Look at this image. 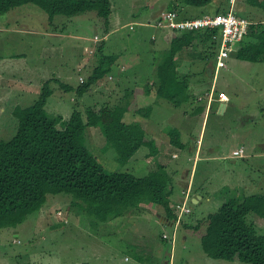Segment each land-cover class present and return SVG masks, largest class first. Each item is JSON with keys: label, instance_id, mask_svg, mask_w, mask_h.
Wrapping results in <instances>:
<instances>
[{"label": "rangeland", "instance_id": "rangeland-1", "mask_svg": "<svg viewBox=\"0 0 264 264\" xmlns=\"http://www.w3.org/2000/svg\"><path fill=\"white\" fill-rule=\"evenodd\" d=\"M145 1L148 0H110L108 27L95 12L72 17L58 15L51 20L33 4H24L0 14V141H7L15 134L16 123L10 111L17 106L32 105L44 83L50 79L49 87L53 94L45 106L50 118L70 115L75 110L84 111L86 107H102L104 102L112 105L109 91L117 83L118 69L112 70L111 75H104L81 97L75 94L80 77L85 82L98 65L102 48L106 56H119V51L125 46L129 51L131 48L139 51V55L130 51L132 57L127 60L132 68L127 72L133 76V69L138 70L137 83L147 89L151 76H142L141 70L151 71L156 56L163 54L158 50H165L168 45L162 40V31L154 24L150 25L152 22L129 25L150 15L144 10ZM226 2L211 0L205 6L193 7L195 12L192 16L212 13L214 4L222 10ZM159 3L163 6L164 2ZM169 3L170 0H165L166 7ZM129 28L136 29L138 36L129 33ZM152 33H160L161 36L154 44L150 38ZM139 36L141 39L138 40ZM238 46L239 43L234 44V52ZM155 49L156 55L153 53ZM234 52L227 67L212 76L204 70L207 66L212 68L213 50L200 45L181 51L176 58L177 71L189 86L201 89L196 90L195 100L175 107L166 99L156 98V103L145 106L143 113L147 115V108H150L148 118L151 122L162 119L164 131L175 128L186 134L187 139L190 136L196 138L197 146L200 144L203 156L196 161L192 191L200 186L198 191H203V200L193 210V216L202 219L217 211L228 199L237 197L251 209L246 217L248 223L253 225L258 235L264 236V63L240 61L234 57ZM84 57L86 61H83ZM207 57L210 61L206 60ZM109 75L112 80H109ZM213 82L214 96L217 98L222 91L228 98L223 114L219 112L222 113L224 106H219L217 100L209 102L208 99L211 91L207 88ZM134 84L137 86L136 79ZM64 85L69 87L65 89ZM128 85H133L130 79ZM26 87L31 90H26ZM131 90L134 91L133 88ZM210 105L212 107L208 108ZM137 117L141 119L142 116ZM82 143L106 172H126L143 177L156 166L155 160H149V165L140 163L134 167L129 162L122 166L116 151L107 145L99 128H88ZM166 143L170 144L168 140ZM191 144L189 141L186 152L181 154L170 148V154L164 160L168 165L167 171L173 176V193L170 196L173 203L185 188L181 181L182 168L177 167L181 165L182 158L191 170L193 160L187 159L189 155L192 157ZM239 148L243 152L245 150L242 157L233 156V151ZM141 155L139 151L135 156L144 160ZM71 201V195H47L42 209L29 216L17 230L1 228L0 264H135L133 252L136 254L139 246L152 253L158 244L163 246L165 243V249L159 253V264H246L209 259L201 249L199 237L183 227H178L173 237L174 227L160 222L163 215L160 208L147 207L101 223L92 221L84 213L74 214ZM59 212L61 216L57 215ZM69 213L70 216L76 215V221L72 222L68 217L70 223L64 224L62 217ZM182 218L190 225L196 222L189 214ZM56 222L58 228L53 227ZM185 235L187 240H183ZM123 244L126 247L121 248Z\"/></svg>", "mask_w": 264, "mask_h": 264}, {"label": "trees", "instance_id": "trees-1", "mask_svg": "<svg viewBox=\"0 0 264 264\" xmlns=\"http://www.w3.org/2000/svg\"><path fill=\"white\" fill-rule=\"evenodd\" d=\"M210 1L174 0L168 11L176 12L183 20L197 18L188 14V9L205 6ZM237 1L241 0L235 1L233 13L249 19L251 25L234 57L249 63H264V24L252 23L256 14L239 11ZM228 3L224 9L213 14L228 13ZM242 3L246 5L244 1ZM250 3L263 6L264 11L262 2L250 0ZM24 4L39 7L51 20L58 15L72 17L95 12L105 27L109 25L110 0H0V14ZM248 15H252V19ZM216 31L184 32L172 38L163 54L156 56L153 69L156 98L166 99L175 107L195 100L196 90L190 88L177 71L176 56L184 49L200 45L207 46L215 55L217 47L213 36ZM100 56L92 74L75 90L77 97H81L104 75L111 74L113 56ZM206 60L210 61L208 57ZM51 81L44 83L38 99L32 105L14 108L15 134L7 141H0V229L17 230L29 216L42 209L47 195L58 194L71 195L70 204L74 214L79 216L84 213L94 222L107 223L147 207L160 208L166 220L164 224L177 221L179 211L170 197L173 193V176L164 166L157 164L155 170L143 177L126 172H106L82 143L88 128H99L107 145L116 151L117 160L122 166L141 147L149 145L154 150V143L145 140V130L140 124L122 121L127 106L104 103L102 107H86L84 111L75 110L66 117L58 115L50 118L45 106L53 94L49 87ZM64 86L65 89L69 87ZM208 87L210 89L211 86ZM144 111L142 109L137 113L144 115ZM147 111L148 116L150 108ZM165 135L173 147L183 150L177 129L169 128ZM250 211L245 202L234 197L214 213L196 220L193 225L181 219L180 227L199 234L201 249L209 259L264 264V236L258 235L246 220ZM68 217L72 222L76 221V215L70 216L69 213L62 217L64 224L70 223ZM53 227L58 228V223ZM133 256L137 262L143 254L133 252ZM126 260L130 261L128 257Z\"/></svg>", "mask_w": 264, "mask_h": 264}, {"label": "crops", "instance_id": "crops-1", "mask_svg": "<svg viewBox=\"0 0 264 264\" xmlns=\"http://www.w3.org/2000/svg\"><path fill=\"white\" fill-rule=\"evenodd\" d=\"M148 1H149V3H148ZM148 1L147 2L145 1L146 4L144 6V10L146 9L145 11H148L150 15L148 17L140 19L136 23L131 22L129 25L139 24L140 22H147V23L148 22H152V23H150V25L151 24L155 25L156 19L161 15L162 12H168V8H169V6H170V4L172 2V0H170L169 6L166 7L165 0H148ZM243 1H244V3H246V5H243V3H242ZM257 1L258 2H262V4H264V0H257ZM154 2H156V3L153 4ZM159 2H164L162 4L163 6H161V4ZM227 3H228V1H227ZM151 4H153V7H152ZM238 4H239V11L247 12V9H248L247 14L248 13L249 14L250 13L251 14L252 13L256 14L257 17H255V19H256L257 22L253 21L252 23H263L264 24V11H263V8H262L263 6L262 7H261V5L260 6L259 5L258 6H253V4L250 3V0L237 1V6H238ZM164 5H165V7H164ZM228 5H229V3H228ZM192 8L193 7L189 8L188 11H187L188 14H190L191 16L195 12ZM212 8H213V10L211 11L212 13L203 14L200 17L206 16V15H214L213 13L215 11L221 10V8L217 4L216 5L214 4V6H212ZM171 12H174V11H171ZM200 17H197V18H200ZM248 17L250 19H252V15H248ZM177 18L180 21L197 19V18H191V19H185V20L179 19L178 14H177ZM118 23H120V21ZM129 25H128V27H129ZM135 30L136 29H134V30L128 29V32L132 33L134 36H138L135 33ZM159 31H162V32H160L162 34V36H163L162 40L165 41V43L168 45L167 47H169V44H170L172 38L174 36H176V34H180V33H184V32H195V31H180V32H177V31H171V30L168 31V29H160ZM198 31H202V30H198ZM216 32H217L216 34H218L219 31H216ZM160 33L159 34H155V33L151 34V37H150L151 38V43L154 44L158 40H160V38H161ZM139 39H141L140 36L138 37V40ZM126 47L127 46H125L124 48H121V50L119 51V54H120L119 56L118 55L117 56L112 55L113 56V61H114L112 70H114V69H118L119 70V72H118L119 73V78L117 80V83L114 86H112L110 91H109L111 96H112V101H113L112 105H114V106L120 105L121 107L127 106L122 121L124 123H126V124L137 122L138 124H140V126L143 128V130H145V140L146 141H152L154 143V145L157 144V146L156 145L154 146V150H151L152 146L146 145V146L141 147L136 152V154H137L139 151H141L142 152L141 158L144 159V160L139 159L138 156H135L136 155L135 154L129 160V162L133 163L134 167H136V166H139L140 163H144L145 165H149V160H151L153 162L155 160V165L159 164V165L164 166L167 169L168 165H167L166 162H164V160L167 159L166 156H169L170 148L171 149L174 148L177 151H180L179 154H181V153L186 152V149L188 147L189 141H191L192 144L190 146V154H192V157H190V155H189L187 159L193 160V163H192L190 171L188 170V166H186L185 160L183 158H182L181 163H180L181 165H177V167L179 166L178 168H182L180 174H183V179H181V181L183 182V187L185 185V188L182 187L184 192L181 193V195L179 196V198L177 199L176 202L174 201V204L177 205V204L185 202V201H188V202L192 203L193 208H192V212L190 213V215L195 220H198V219H196L195 216H193V210L203 200V196H202L203 191H198L200 186H197L196 188H194V191H192V189H193L194 179H195L196 172H197V163H196V161H199L201 159V155L203 156L202 149H200V147H199L200 144L197 146V144L195 143L196 140H197L196 138L193 139L190 136L189 139H187L186 134L183 135V133H181L182 131L178 130L179 133H180V140H181V143L183 145V151H182V149L175 148V147L171 146L170 144L167 145L166 142H167L168 139L166 138L165 131H164L163 127H162L164 125L163 124V120L157 118L155 121L151 122L150 119L148 118L149 116L145 115V113H144V115H140V114L137 113L138 111L144 109L145 106H147V105L149 106V104L156 103V95H155V91L156 90L154 88L155 85L153 84V78H154L153 77V69H154V66H153L152 70L148 71V72L146 71V69L141 70L142 76L145 75V74H150V76H151V78H149V80H148V88L144 89L143 87L139 86L138 83H137V81L139 80V79L137 80L138 74H139L138 70L134 71V69H133V76H132V73L127 72L128 68H130V67L132 68V66H131L132 64L130 63L129 59L127 60L128 57H132V55H129L130 51L133 50V52H137V55H139L140 53L137 50L134 51V48H131V50L129 51L128 49H126ZM216 47H217V50H216V53H215V57H216V54H217V51H218V47H219L218 39L216 40ZM122 49H124L123 53H122ZM161 49H163V48H161ZM165 50H158V51L159 52H163ZM146 51H148V50H146ZM153 53H155V55H156L157 54V50L155 49L153 51ZM232 53H231V55L229 57V60L232 59ZM102 54H103V48H102ZM149 57H152V56H149ZM176 58H178V56H176ZM87 59H88V57H87ZM213 60L215 61V58ZM229 60H228V62H229ZM83 61H86V57L83 58ZM147 66L151 67V65H147ZM94 67L95 66H93V68ZM93 68H91V69L93 70ZM206 69H207V72H209L208 73L209 75L214 76L213 75V74H215L214 62H212V68L207 66ZM110 75H109V80H112L113 77L110 76ZM133 77L136 79V85L137 86H135V84H134L135 79ZM129 79L133 82L132 86L128 85V80ZM152 85H154L153 88L151 87ZM209 86H211L210 87V91L211 92L214 91V88H215L214 87L215 86L214 82L209 84ZM131 88H133L134 91H132ZM190 88H192V87L190 86ZM193 89L194 90H201L200 88H193ZM208 89H209V87L207 88V90ZM26 90H31V88L26 87ZM220 92H222V91H220ZM205 93H208V92H205ZM138 97H139V99H138ZM208 97H209V94H208ZM215 100H217V99L214 96V100L213 101H215ZM104 103H106V102H104ZM109 105H111V104H109ZM157 105H159V104H157ZM211 105L208 106V108L212 107ZM221 105L224 106V110L222 111V113L221 112H219V113L223 114L225 109H226V107H225L226 103H221L220 102L219 106H221ZM15 106H16V104H15ZM10 112L12 114V111H10ZM66 116L67 115H65V117ZM137 116H142V117H141V119H139ZM144 116H145V119H144ZM98 138H99V136H98ZM99 140H100V138H99ZM199 142H200V139H199ZM235 150H238V149H235ZM154 152H155V154H154ZM244 152H245V150H244ZM171 156L172 157L174 156L173 152H172ZM159 160H161V161H159ZM155 168H156V166H155ZM155 168L153 170H155ZM162 214L163 215L160 216V217H162L160 222L164 224L166 220H165L163 212H162ZM160 217H159V219H160ZM195 235H197V237H199L198 236L199 234L195 233ZM16 236H18V235H16ZM183 240H187V236L186 235L183 236ZM164 245H167V244L165 243ZM164 245L162 246V245L158 244L157 247L154 248L152 253H148L145 249H142L139 246V248L137 249L136 252L138 254H143V257L141 256L142 258H139V260L137 262H135V264H159L158 263L159 253H160V251L163 252V250L165 249ZM124 247H126V244H123L121 246V248H124ZM166 254H167V251L165 252L164 258L166 257ZM124 260H125V258H124ZM103 263H104V261H103ZM82 264H89V262H84ZM180 264H185V263L182 262Z\"/></svg>", "mask_w": 264, "mask_h": 264}, {"label": "built area", "instance_id": "built-area-1", "mask_svg": "<svg viewBox=\"0 0 264 264\" xmlns=\"http://www.w3.org/2000/svg\"><path fill=\"white\" fill-rule=\"evenodd\" d=\"M229 1V12L226 14L206 15L197 19L180 21L175 12H162L156 19L155 26L157 29H168L171 31H198V30H217L218 34H214V39H218V51L215 57V74L218 70L225 69L231 53L234 51V44L240 43L248 34L250 22L245 18L237 16L233 13L236 0ZM133 28H130L132 30ZM82 82V79H80ZM209 102L214 100V92L209 94ZM217 101L226 103L228 98L223 93L217 94ZM243 150L240 148L233 152V156L242 157ZM179 211L178 220L175 223L173 237L175 231L183 215L191 212V208L187 202L177 205ZM61 215V212L58 213ZM175 239H173L174 243Z\"/></svg>", "mask_w": 264, "mask_h": 264}, {"label": "clouds", "instance_id": "clouds-1", "mask_svg": "<svg viewBox=\"0 0 264 264\" xmlns=\"http://www.w3.org/2000/svg\"><path fill=\"white\" fill-rule=\"evenodd\" d=\"M249 22H250V21H249ZM250 23H251V22H250ZM250 25H251V24H250ZM129 29H130V28H129ZM246 36H247V35H246ZM246 36H245V37H246ZM214 66H215V61H214ZM80 79H82V78L80 77ZM83 82H84V81H83V79H82V82L80 81V83H83ZM186 202H187V204H189V206H190V202H188V201H186ZM181 204H182V203H181ZM177 205H178V204H177ZM177 205H176V206H177ZM190 208H191V212H192V207L190 206ZM191 212H190V213H191ZM190 213H189V214H190ZM187 215H188V214H187ZM183 216H185V215H183ZM183 216H182V217H183ZM182 217H181V219L183 220ZM175 223H176V221L170 223L171 226H172V228L174 227ZM180 223H181V220H180V222H179V224H178V226H177V229H178V227H180Z\"/></svg>", "mask_w": 264, "mask_h": 264}, {"label": "water", "instance_id": "water-1", "mask_svg": "<svg viewBox=\"0 0 264 264\" xmlns=\"http://www.w3.org/2000/svg\"><path fill=\"white\" fill-rule=\"evenodd\" d=\"M190 206L193 208V205H192V203H190Z\"/></svg>", "mask_w": 264, "mask_h": 264}]
</instances>
